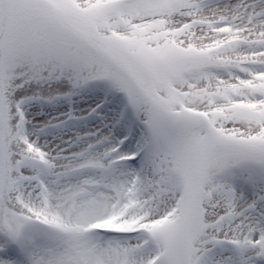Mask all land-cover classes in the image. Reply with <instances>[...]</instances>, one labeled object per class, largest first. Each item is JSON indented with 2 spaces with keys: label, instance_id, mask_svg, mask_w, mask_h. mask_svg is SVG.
Listing matches in <instances>:
<instances>
[{
  "label": "snow or ice",
  "instance_id": "obj_1",
  "mask_svg": "<svg viewBox=\"0 0 264 264\" xmlns=\"http://www.w3.org/2000/svg\"><path fill=\"white\" fill-rule=\"evenodd\" d=\"M0 264H264V0H0Z\"/></svg>",
  "mask_w": 264,
  "mask_h": 264
}]
</instances>
